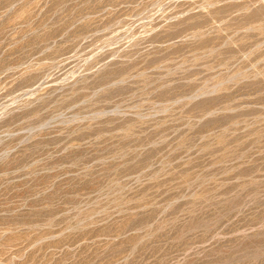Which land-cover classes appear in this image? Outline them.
I'll list each match as a JSON object with an SVG mask.
<instances>
[{"label":"rangeland","instance_id":"374dc122","mask_svg":"<svg viewBox=\"0 0 264 264\" xmlns=\"http://www.w3.org/2000/svg\"><path fill=\"white\" fill-rule=\"evenodd\" d=\"M0 264H264V0H0Z\"/></svg>","mask_w":264,"mask_h":264}]
</instances>
